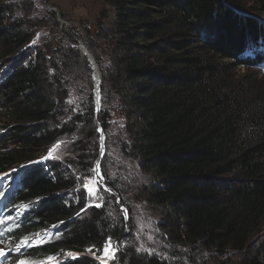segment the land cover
I'll list each match as a JSON object with an SVG mask.
<instances>
[{
    "label": "trees",
    "instance_id": "trees-1",
    "mask_svg": "<svg viewBox=\"0 0 264 264\" xmlns=\"http://www.w3.org/2000/svg\"><path fill=\"white\" fill-rule=\"evenodd\" d=\"M49 2L0 0V264H102L109 238L107 264H264V87L239 73L264 66L260 24L237 0H94L76 22L64 10L101 73L95 115L89 62ZM97 122L117 196L84 188Z\"/></svg>",
    "mask_w": 264,
    "mask_h": 264
},
{
    "label": "rangeland",
    "instance_id": "rangeland-1",
    "mask_svg": "<svg viewBox=\"0 0 264 264\" xmlns=\"http://www.w3.org/2000/svg\"><path fill=\"white\" fill-rule=\"evenodd\" d=\"M237 4L239 6V9L236 12L240 13L239 16H238V14H236L238 17H240L241 19L248 18L251 21H255V22H257V24H260L262 29H264V13H260L258 11H253V8H254L253 0H237ZM44 7L55 12V20L57 23V32H58V35L62 38V41L68 46L75 47L78 50V52H79V48L82 50L84 47L88 51V53L92 56V58L94 59L93 55L90 53L89 49L87 48V46L85 45V43L82 40H77L76 43H72L70 37L64 33L65 27L70 25V22L61 18L60 13H63L65 10V12L74 19L73 22L81 21V20H92L93 16L97 13V10H98V6H97L96 2H94V0H50L49 3H45ZM79 54H80V52H79ZM80 56L83 57L81 54H80ZM83 58L87 61V59L85 57H83ZM94 61H95V59H94ZM95 63H96V61H95ZM89 65H90V63H89ZM96 65H97V63H96ZM90 69L92 71L91 72V79L94 82L93 69H92L91 65H90ZM98 70H99V68H98ZM99 72H100V70H99ZM246 72L251 74V75L252 74L259 75L257 80H258L259 84L264 87V66H261L258 68H256V67L251 68L250 67L248 69L242 68L239 70V73H242V74L246 73ZM94 92H95V87L93 89V93ZM100 98H101V94H100ZM93 99H94V104H95V94H93ZM120 119H121L120 117H115L113 121H120ZM98 123L99 122H97V126H98ZM99 141H100V135H99ZM100 145H101V143H100ZM95 165L97 166V163ZM94 170H95V168L93 169V171ZM99 176H100V173L98 175L97 172L94 171L91 178H88L86 180L85 185L87 184L90 187H95L96 181L101 182V179ZM2 178L3 177L0 176V181ZM123 216H124L125 220H128V214H127V219L125 218V214H123ZM0 249L4 250V248H1V247H0ZM114 249H116V251H118V249L115 246H114ZM103 252H104V249L101 252V257L103 256ZM103 258L107 260V263L110 260L107 257H103Z\"/></svg>",
    "mask_w": 264,
    "mask_h": 264
},
{
    "label": "snow or ice",
    "instance_id": "snow-or-ice-1",
    "mask_svg": "<svg viewBox=\"0 0 264 264\" xmlns=\"http://www.w3.org/2000/svg\"><path fill=\"white\" fill-rule=\"evenodd\" d=\"M101 139H103V138H101ZM101 155H103V145H101ZM51 156H52V151L49 150L48 158H50ZM99 168H100V165L97 164L96 169L94 170L97 172L98 175H99ZM14 171H17V170H14ZM17 174H19L18 171H17ZM101 179H103V177H101ZM100 187H101V184L99 181H96L95 187H90L87 184L84 185V188L88 192L89 196L97 195ZM105 191H107V189H105ZM2 198H4V197L2 195H0V199H2ZM97 206L99 207L100 205H97ZM125 218L127 219V212H125ZM40 243H43V240H41ZM111 244H112L111 238H109L105 242V248H104L103 256L101 257L102 264H107V260L104 259L103 257H107L108 259H114L115 258L116 249L112 248ZM28 246H30V242L27 239H22L19 241V243H17L16 251L21 252L22 248H26ZM87 251L91 252L92 249H88ZM137 251H140V249H137ZM0 258H6L5 251L3 249H0ZM49 259H51V258H49ZM19 264H25V261L21 260L19 262Z\"/></svg>",
    "mask_w": 264,
    "mask_h": 264
},
{
    "label": "water",
    "instance_id": "water-1",
    "mask_svg": "<svg viewBox=\"0 0 264 264\" xmlns=\"http://www.w3.org/2000/svg\"><path fill=\"white\" fill-rule=\"evenodd\" d=\"M83 49L85 50V53H86V54H83L82 50L79 48V52H80V54H81L83 57H85V58L87 59V61H88V62L90 63V65H91L92 69H93L92 63H93V64L96 66V68L98 69V66L96 65V63H95L94 59L92 58V56L88 53V51H87L84 47H83ZM85 55H87V56H85ZM98 75H99V86H98V96H97V101H98L97 105H98V107L95 108V115H97L98 112H99V110H100V80H101V74H100L99 70H98ZM95 100H96V97H95ZM97 130H98V133H99V135H100L101 145H103V154H104V139H105V135H104V133H103V131H102V128H101V126H100V123H98V129H97ZM101 138H103V139H101ZM101 145H100V152H99L98 158H97V160H96V162H95V164L97 163V164H99V165H100V161H99V160H100V158L103 156V155H101ZM94 168L96 169V165L94 166ZM99 173H100V176H99V177H100V179H101L102 175H101V172H100V168H99ZM100 184H101V188H102L104 191H105V189H107L106 192H108V193L111 194V195L117 196L116 192H115L114 190H112L108 185H106L103 179H101ZM117 205H118L120 211H121L123 214H125L126 210H125V208H123V207L121 206L118 197H117Z\"/></svg>",
    "mask_w": 264,
    "mask_h": 264
},
{
    "label": "bare ground",
    "instance_id": "bare-ground-1",
    "mask_svg": "<svg viewBox=\"0 0 264 264\" xmlns=\"http://www.w3.org/2000/svg\"><path fill=\"white\" fill-rule=\"evenodd\" d=\"M82 52L83 54H86L85 53V50L82 49ZM87 56V55H85ZM92 66H93V76H94V87H95V97H96V100H95V107L97 108L98 105V101H97V96H98V86H99V75H98V69L96 68V66L92 63ZM100 143H101V140H100Z\"/></svg>",
    "mask_w": 264,
    "mask_h": 264
}]
</instances>
